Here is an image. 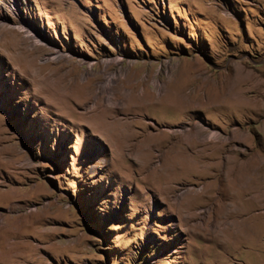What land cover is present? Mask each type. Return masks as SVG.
Wrapping results in <instances>:
<instances>
[{"label":"rangeland","instance_id":"1","mask_svg":"<svg viewBox=\"0 0 264 264\" xmlns=\"http://www.w3.org/2000/svg\"><path fill=\"white\" fill-rule=\"evenodd\" d=\"M0 264H264V0H0Z\"/></svg>","mask_w":264,"mask_h":264},{"label":"bare ground","instance_id":"2","mask_svg":"<svg viewBox=\"0 0 264 264\" xmlns=\"http://www.w3.org/2000/svg\"><path fill=\"white\" fill-rule=\"evenodd\" d=\"M28 60V62L29 63H31L32 61L28 58L27 59ZM112 76L111 75H108L107 77H106V81H104V83H103V86L105 87V88H107V86L111 83V81H112ZM108 89V88H107ZM105 90V89H104ZM109 90H110V88H109ZM106 91V90H105ZM108 95V94H107ZM140 97V96H139ZM167 97H168V95H165V96H162V98L160 99V100H162L163 102H167V104H168V106H169V108H171L174 112H179L180 114H181V116L183 115L184 116V118H185V106L183 105V103H174L173 101H168V100H166L167 99ZM132 99H135L136 101L135 102H133L132 104L134 105L133 106V108L131 109L130 108V105L131 104H129V105H127L126 106V108H124V110L125 111H129L130 113H131V117H132V121H134V123H135V127H134V130H131V132H135V134L138 136V137H144V136H146L147 135V131H146V129H145V125H146V123H143L142 122V119H141V116H143L144 115V113H145V109H146V107H145V105H146V102L148 101V103H149V101H152V96H151V94H148V93H144L143 95H141V97L138 99V98H136V97H133ZM159 103V102H158ZM163 109H164V106L162 107ZM160 112H166L165 110H161ZM161 114V113H160ZM131 117H126V119L127 120H129ZM103 119H105V118H103V117H101L99 120H100V122L99 123H101V126H104V128H105V130H107V126H108V124H107V122L106 121H104ZM127 120H125V121H127ZM124 121V122H125ZM88 122V121H87ZM91 124V123H90ZM119 119H113L112 120V122H111V125L113 126V132L117 135V137H119V135H121L122 133H121V128L119 127ZM93 127V126H92ZM95 129L97 130V128L95 127ZM197 129H201V127L200 126H197ZM158 133H161L162 132V129H160V128H157V130H156ZM102 132V134H105V131L103 130V131H101ZM215 135H216V133L215 132H210L208 135H207V138H214L215 137ZM205 145H208L207 143H205ZM208 147V146H207ZM213 147V146H212ZM212 147H210V148H212ZM203 148L205 149V146H203ZM156 169H158V168H156ZM250 168L246 165V161L245 160H243V162H241V164H239L238 166H236V169L233 171V172H227L226 173V175L227 176H230L231 174H233V177H234V182H238V183H241L242 184V186H243V188H246V187H248L249 186V184L252 182V180H253V178L252 177H254V176H252V175H254V171L255 170H253V172L251 173L250 172ZM152 172H154L153 171V169H152ZM152 174V173H151ZM251 174V175H250ZM150 175V174H149ZM248 175H250V176H248ZM252 176V177H251ZM163 181V183H166V178H164V179H162ZM256 197V196H255ZM236 211H238L237 209H236ZM247 218V217H246ZM245 218V219H246ZM242 220V219H241ZM240 224V221H234V223H233V229H235L236 230V228L238 227V225ZM222 241H224V240H222ZM229 241V240H228ZM223 245V244H222ZM222 247V246H221ZM223 250V249H222Z\"/></svg>","mask_w":264,"mask_h":264}]
</instances>
